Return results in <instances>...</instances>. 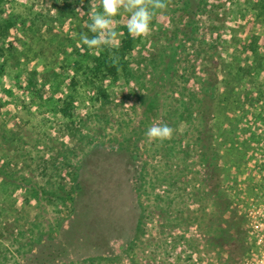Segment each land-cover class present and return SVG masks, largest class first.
I'll return each instance as SVG.
<instances>
[{
  "label": "rangeland",
  "instance_id": "obj_1",
  "mask_svg": "<svg viewBox=\"0 0 264 264\" xmlns=\"http://www.w3.org/2000/svg\"><path fill=\"white\" fill-rule=\"evenodd\" d=\"M60 1L0 0V20L9 24L7 36L0 39V129L5 125L13 130L23 138L20 142L24 147L17 151L4 149L0 154L2 157L7 152L8 161L16 164L11 167L14 180L48 188L39 167L42 158L48 160L49 171L55 174L52 157L62 149L60 143L74 147L83 157L81 189L72 207H62L47 199L28 203L25 186L0 185L2 248L18 255L19 264H82L97 255L113 254L118 256L111 260L105 257L100 264H231V256L244 264L252 246L248 209L264 207V0H218L203 19L204 36L212 41L209 53L198 51V47L208 45L197 42L193 46L196 56H188L184 63L189 70L179 73L188 74L193 65L223 80L209 116L212 143L220 154L214 186L218 184L216 190L224 195L221 205L230 204L223 218L242 222L248 234L249 250L240 257L232 255L228 246L196 243L188 248L185 241L176 243L183 234L200 235V241L217 234L213 226L219 223L220 212H216L220 207L208 194L194 190L192 182L190 190L183 181L168 189L166 201L173 197V202L168 207L171 221L166 224L171 230L162 237L166 232L158 227L167 213L156 206L161 201L154 194L144 192L150 184L140 189L138 181L141 174L152 181L165 164L169 168V163L182 159H164L158 155L161 149L157 151L162 142L149 143L146 138V130L160 122L157 109L146 112L145 97L137 94L141 91L146 96V88H141L134 77L119 74L104 78L96 71L95 60L103 49H89L80 34L90 38L94 35L83 25L91 23V12H103L99 0L69 5ZM130 15L121 9L113 18L117 37L114 46L106 47L121 45L123 26ZM158 17V22L174 29L186 20L172 22L164 11ZM150 29L147 37L137 38L123 62L152 89L154 71L145 57L149 52H158L153 44L164 34ZM160 44L167 41L163 39ZM182 84L179 79L170 85L155 86L151 93L160 89L159 102H164ZM97 86L106 90L105 101L97 99ZM171 101L173 96L167 103ZM69 127L83 128L85 137L71 135ZM178 131H186V124H180ZM195 135L192 130L191 136ZM188 160L199 162L193 152ZM210 176L207 184L214 179ZM190 177L186 175L185 180H192ZM59 179L55 176L53 182L57 184ZM144 208L145 230L142 234L140 229L141 235L139 232L138 240L129 248L136 253L129 259L123 249L135 236ZM38 232L42 240L33 251L25 252ZM26 242L30 243L22 250L23 255L18 250ZM192 253L194 259L190 260ZM7 264L16 263L10 260Z\"/></svg>",
  "mask_w": 264,
  "mask_h": 264
},
{
  "label": "trees",
  "instance_id": "obj_2",
  "mask_svg": "<svg viewBox=\"0 0 264 264\" xmlns=\"http://www.w3.org/2000/svg\"><path fill=\"white\" fill-rule=\"evenodd\" d=\"M85 1L87 0H61L60 2L69 5L74 3L81 4ZM166 3L167 8L165 10L157 11L150 27H152L153 30L158 29V33L164 34L163 39L167 41V44L161 46L160 43H162L163 39L158 37L153 44L154 48H158V52L154 54L149 52L146 54L147 56L145 58L146 61H148V65L151 66L154 71V77L151 80L154 87L160 85V87H162L163 84L170 85L180 79L183 81L180 90H174L171 95L165 97L167 99H165L164 102H159V99L162 97L159 95L160 89L151 93L154 87L152 89L147 87V82L141 80L142 76H139L136 72H132V69L128 64L123 62L124 57L131 52L134 43L137 42V38L133 39L128 34L126 24L123 26L125 37L121 45L119 47L102 46L103 51L95 60V68L104 78L110 76L116 77L119 74L134 77L136 83H138L140 87L142 86L141 88H146L147 93L149 94H147L148 96H143L141 91L137 92L140 97H145L143 104H146V112L157 109L160 115V122L158 124H167L174 129L172 138L163 141L160 148L157 147V151H160L161 149L158 155H162L164 159L165 157H172V159L181 157L182 162L179 161L176 164L171 162L169 163V165H171L169 168L168 165L164 163V168L155 175L152 181L148 180L145 174H141V179L138 181L140 189L147 186L148 183L150 184V189H144V192L149 195L150 193L154 194V196L162 202H158L156 206H160L162 212L167 213L164 216L165 221L158 227V229L161 228L166 232L162 237H166L168 235L167 231L171 230L169 227L167 228L168 225L166 224L171 221V211H168V207L170 208L173 202V197L166 201L168 194L170 193L168 189L172 188L174 184L183 181V183H187V189L190 190L192 189L190 184L192 182L194 190L208 194L214 205L220 207L218 209L219 211L217 210L218 212H216H220V215L218 214L219 223L213 226L217 234L213 237L206 236L201 241L200 239H202V237L200 235L195 234L187 236L183 234V236L180 235L181 239L177 240L178 242L176 243L180 244V242L183 243V241H185L187 243L185 244V247L188 248L193 247L196 243V245L203 243L204 245L206 244L209 246L214 245V247H217V245L224 247L228 246L232 255L237 254L240 257L249 250L247 249L249 239L248 234L242 229V222H234L235 218H223L228 215L227 213L229 210L227 211V208L230 207V204L226 203L224 207L221 205L222 203L220 200L224 195L220 196V193L216 190L218 184L217 186H214V183H217V179H215L217 176L215 173L218 171L217 168L219 165L218 160L220 154L218 148L212 143L213 125L211 124L212 119L209 118V116L211 111H214L217 96H219L222 91L223 80H220L217 76L210 77V73L206 74L205 69L202 67H194L193 65L191 66L192 70L188 74H179L184 70H189L188 67H185L184 63L185 61H188V56H196L193 46L197 42L201 41V43L208 45L206 48H202V46L198 47V51L201 52L205 50V54L209 53L207 51L211 49L212 41H208L207 37L204 36L206 30L203 24V19L206 18L207 12L212 11L213 8L217 6L218 0H166ZM163 11L168 17H170L172 22L178 18L181 19L180 21L186 19L184 20L183 26H177V28L174 29L173 26H169L167 23L158 22L157 18H159L158 16ZM8 29L9 24L0 20V39L7 36ZM107 55H109L111 59L106 60L105 58ZM214 58H216V55ZM171 96L174 97V101H171L172 103H167ZM96 97L97 99L103 98L105 101L107 93L102 86L96 87ZM182 123L186 124V131L179 133L178 127ZM72 125L76 124L73 123ZM69 129L71 135H78L80 138L85 137L82 130L83 128L76 127L71 130L69 127ZM192 130L196 132L195 136H191ZM0 131V152L4 151V149H7L8 151L24 149L20 142L23 138L17 137L13 130H10L4 125ZM13 144L16 145V148L12 147ZM60 146L62 149H58L57 154L52 157L54 160L53 166L55 168V174H52V172L49 171V166L47 165L48 160L46 158H42L39 163L41 174L48 184V188L45 186L28 185L23 183L20 179L14 180L13 175L11 174V167H14L16 164L11 163V160H9L10 162L8 161L7 152H4L2 156L3 158L0 154V162L2 161L0 164V185L3 188L12 184H14L15 187L25 186L27 190L24 196L25 201L28 203H31L32 199H35L37 202H41L42 199H47L48 202L60 204L62 207H72L77 200L78 191L81 189L79 178L81 176L83 157H79L77 150L74 147L61 143ZM192 152L195 157H198L199 162L188 160L191 157ZM22 155L23 153L19 152V156ZM75 157L77 158L76 161H74ZM144 169L145 168H143L142 173L144 172ZM202 171L203 174L201 173ZM186 175H191L192 178L190 177V179L192 180L186 181ZM55 176L60 177V181L57 182V184L56 180L53 182ZM180 176H182L181 179H179ZM208 176L214 178L209 184H207L208 182L206 183ZM67 181H69V183ZM146 212L147 210L144 208L139 223L137 224L135 236L128 242V248L123 249L124 256L129 259L131 254L136 256L134 250H129V248L132 249L133 247L131 245L138 240L140 229L142 234L144 233L146 226ZM62 224L63 222L61 220L58 222L57 226L60 228ZM221 225L224 226L222 227ZM31 233H33L32 229ZM38 233L35 234L36 238L34 239L33 237L34 240L32 241L31 246L25 252L33 251L35 244L42 240V234ZM19 237L20 236H17V239ZM1 238L2 235L0 236V264H7L10 260H14V263L19 264L17 261L18 255H10L11 252L6 250L7 248H2L3 241ZM215 240L219 241L218 244H216ZM29 243L30 242L23 243V247L18 250L19 253L26 255L22 250H24ZM124 247L125 246H123V248ZM193 255L194 253L190 254V260L194 259L192 257ZM112 256L113 257H105L111 260L115 259L118 255L113 254ZM105 257L104 255H97L96 257L88 259L89 261H84L82 264H87V262L88 264H100L101 260H104ZM229 259L231 264L239 263V260L234 259L233 256Z\"/></svg>",
  "mask_w": 264,
  "mask_h": 264
},
{
  "label": "clouds",
  "instance_id": "obj_3",
  "mask_svg": "<svg viewBox=\"0 0 264 264\" xmlns=\"http://www.w3.org/2000/svg\"><path fill=\"white\" fill-rule=\"evenodd\" d=\"M103 12L90 13L91 23L83 25L94 35L90 38L86 33L80 34V39L89 49H99L102 46H114L117 32L113 28V18L121 9L129 12L130 18L126 27L133 38L147 37L151 31L150 25L157 11L167 8L166 0H99ZM174 129L167 124H153L145 132L149 143L170 140Z\"/></svg>",
  "mask_w": 264,
  "mask_h": 264
},
{
  "label": "built area",
  "instance_id": "obj_4",
  "mask_svg": "<svg viewBox=\"0 0 264 264\" xmlns=\"http://www.w3.org/2000/svg\"><path fill=\"white\" fill-rule=\"evenodd\" d=\"M247 214L252 246L244 264H264V207L252 206Z\"/></svg>",
  "mask_w": 264,
  "mask_h": 264
},
{
  "label": "crops",
  "instance_id": "obj_5",
  "mask_svg": "<svg viewBox=\"0 0 264 264\" xmlns=\"http://www.w3.org/2000/svg\"><path fill=\"white\" fill-rule=\"evenodd\" d=\"M262 11L264 12V9H263ZM263 12H262V13H263Z\"/></svg>",
  "mask_w": 264,
  "mask_h": 264
}]
</instances>
